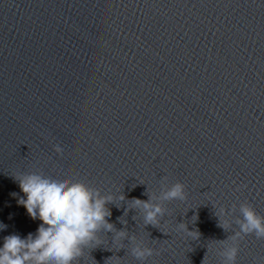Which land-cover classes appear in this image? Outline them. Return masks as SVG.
Listing matches in <instances>:
<instances>
[{
  "label": "water",
  "instance_id": "1",
  "mask_svg": "<svg viewBox=\"0 0 264 264\" xmlns=\"http://www.w3.org/2000/svg\"><path fill=\"white\" fill-rule=\"evenodd\" d=\"M32 172L111 194L109 222L154 249L99 233L75 264H222L219 222L264 216V0H0V247L41 224L17 202ZM164 176L186 199L144 225L132 200ZM238 245L264 264V239Z\"/></svg>",
  "mask_w": 264,
  "mask_h": 264
},
{
  "label": "clouds",
  "instance_id": "2",
  "mask_svg": "<svg viewBox=\"0 0 264 264\" xmlns=\"http://www.w3.org/2000/svg\"><path fill=\"white\" fill-rule=\"evenodd\" d=\"M53 150L57 154L63 151L60 146H54ZM16 179L24 194L17 201L18 204L23 205L30 218L39 219L41 224L35 235L29 233L23 239L16 234L4 237L3 246L0 247V264H75L85 247L93 241L98 242L99 233L108 232H114L116 240L127 239L131 245L130 253L137 260L144 261L154 254V249L137 241L126 229L117 230L109 222L112 213L107 205L113 203L111 194H102L99 188L82 181L67 177L52 178L36 172L23 174ZM166 181L167 176L161 178L159 195L152 193L147 195V200H132L135 209L142 213L144 225L156 226L160 223V218L166 212L163 202L186 199L183 183L175 182L168 186ZM120 199L123 200L124 196L121 195ZM235 211V204L227 213L224 207L220 208V214L224 217H231ZM119 219L122 224L127 223ZM231 223L238 226V231L221 240L233 241L232 245L218 252L222 264H236L238 239L242 235L264 239V216L259 215L247 201L239 204V216L232 221L225 219L224 223L219 222V227L227 231ZM178 228L190 236L193 233L184 223H178Z\"/></svg>",
  "mask_w": 264,
  "mask_h": 264
}]
</instances>
